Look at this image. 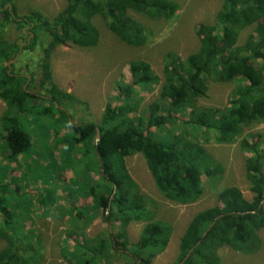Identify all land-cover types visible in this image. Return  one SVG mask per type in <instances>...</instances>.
Listing matches in <instances>:
<instances>
[{"label":"trees","instance_id":"1","mask_svg":"<svg viewBox=\"0 0 264 264\" xmlns=\"http://www.w3.org/2000/svg\"><path fill=\"white\" fill-rule=\"evenodd\" d=\"M21 1L0 0V33L10 26L20 33L19 42L0 36V101L5 105L0 118V140L10 164L17 163L30 148L32 139L19 120L35 108L36 102L49 106L40 114L35 113L41 117L53 114L52 110L60 117L66 113L61 110L63 104H80L53 82L51 58L57 48L96 47L98 32L92 20L99 17L119 42L139 49L146 45L147 38L130 14L169 22L179 11V6L168 0H64L62 11L50 18L39 11L19 16ZM251 27L252 34L238 45L242 31ZM195 34L199 40L197 52L182 60L174 54L166 56L159 99L147 114L138 111L140 99H133L134 88L148 93L146 90L158 86L161 80L153 75L148 64L134 61L129 64L132 85L116 90L120 105L107 106L99 124L73 128L66 124L73 133L70 145H81L85 150L83 157L89 158L84 166L89 184L75 188L80 193L76 197L90 199L92 204L85 208L71 206L67 214L74 222H90L95 214H101L106 225L103 238L97 243L95 239L92 247L90 242H76L73 252L68 253L67 264L102 263L110 252L127 259L129 264H152L167 249L172 226L156 221L150 210L156 208L155 202L142 195L128 175L126 158L142 155L161 196L177 205H190L202 196L201 178L211 180L222 172L197 142V136L206 140L212 133L216 144L231 145L243 136L245 129L264 125V0H223L214 24H200ZM37 49L38 59L27 60L25 74H20L14 61L16 56L34 54ZM12 61L16 63L8 66ZM210 84H236L226 108L197 107L199 101L206 99ZM36 89H41L45 97L33 93ZM184 114L188 116L186 121L177 118ZM178 124L198 132L197 135L169 130ZM96 130L100 140L95 144ZM241 148L248 155L244 168L252 201H245L236 188L218 193L216 206L198 213L189 222L180 239L175 264L182 262L214 219L221 216L183 264H219L217 251L223 247L244 255L258 251L257 234L264 230V135H248L241 139ZM6 187L0 183V193ZM14 223V213L6 199L0 197V240L4 243L0 264L42 263L43 248L35 231ZM133 223L145 224L136 244L127 237V229ZM73 232L75 238L77 232L84 234L77 227ZM79 250L82 254H78Z\"/></svg>","mask_w":264,"mask_h":264},{"label":"rangeland","instance_id":"2","mask_svg":"<svg viewBox=\"0 0 264 264\" xmlns=\"http://www.w3.org/2000/svg\"><path fill=\"white\" fill-rule=\"evenodd\" d=\"M168 1L179 6L178 13L169 22L152 21L140 15L130 14L144 30L147 38V43L142 48H131L119 42L106 29L99 17L92 20V25L98 32L96 47L83 50L65 45L57 48L51 58L53 82L60 90L74 96L80 104H63L61 110H65L66 113L60 117L56 110H52L53 114L41 117L35 113L40 114L49 106L41 101L36 102L35 108L27 111L24 118L19 120L32 141L29 150L17 160V163L7 162L6 151L0 140V183L7 185V190L0 193V197L6 199V205L14 213L15 226L23 227L25 224L28 230L35 231L43 248L44 260L40 264H67L68 253L73 252L76 242L80 245L90 242L92 247L95 244L94 240L96 239L97 243L106 231L101 214H95L94 220L90 222L84 219L74 222L67 214L71 206L83 208L92 206L90 199L83 200L76 197L80 193L75 188H84L89 184V177L84 171L85 162L89 161V158L87 160L83 157L85 150L81 145H70L73 137L72 128L83 124H99L107 106L120 105L116 90L119 86L132 85L129 64L134 61L148 64L153 75L161 80L158 86L146 90L148 93L134 88L137 93L134 91L136 95L133 99L137 97L140 99L138 111L147 114L149 107L159 99L166 56L174 54L182 60L197 52L199 48V40L195 34L197 27L200 24L213 25L223 4V0ZM64 6V0H22L18 4V12L19 16H22L30 11H39L53 18ZM253 28L242 31L238 45L245 42L252 34ZM19 34L13 26H10L9 29L3 30L0 36L6 35L4 38L7 41L19 42ZM39 52L40 50L37 49L34 54L19 53L20 55L18 54L17 59L14 60L17 62V71L24 75V65L29 64L27 60H37ZM235 85L210 84L206 99L199 101L197 107L226 108L236 88ZM40 91L41 89H36L33 93L44 98V93ZM4 112L5 105L0 101V118ZM178 117L183 121L188 118L186 114L177 115ZM66 124L72 128L70 129ZM169 130L179 134L186 131L189 136L198 133L180 124ZM256 133L264 135V125H254L245 129L243 136L231 145L216 144L212 133L207 135L206 140L201 135L197 136V142L221 167L222 172L213 175L211 180L203 176L201 198L196 203L185 206L168 202L161 196L142 155L136 154L125 159L127 173L140 193L155 202L156 208L150 207V210L154 213L156 221L166 222L172 226L167 249L157 256L152 264L177 262L179 242L189 222L198 213L215 207L216 196L222 190L236 188L245 201H252L253 195L249 192L244 168L248 155L242 151L241 139ZM162 136L165 134L162 133ZM93 178L96 179V176ZM71 179L74 180L70 182ZM16 204L20 205L14 206ZM144 225L133 223L128 227L127 237L130 243H137ZM75 227L80 228L84 234L77 232L75 238L73 236ZM257 235L260 241L258 251L244 255L223 247L217 251L219 264H264V230ZM3 246L4 243L0 240V250ZM78 254L82 252L79 250ZM97 263L129 264V261L110 252L108 259Z\"/></svg>","mask_w":264,"mask_h":264},{"label":"water","instance_id":"3","mask_svg":"<svg viewBox=\"0 0 264 264\" xmlns=\"http://www.w3.org/2000/svg\"><path fill=\"white\" fill-rule=\"evenodd\" d=\"M31 37H32V36H30V39H31ZM30 39H28V41H27L26 44L29 43V40H30ZM22 47H23V45H21V48H22ZM16 59H17V56H16L15 60H16ZM12 63H13V61H12V62H9L8 66H10ZM99 140H100L99 131L96 130L95 144L98 143ZM97 161H98V166L100 167V164H99V158H97ZM114 191H115V187L113 188V194H112V197H113V195H114ZM112 197H111V198H112ZM107 212H108V210H107ZM221 217H222V216H221ZM221 217H218V218L214 219V221H213V222L211 223V225L208 227L207 231L201 236V239L196 243V245H195L191 250H189V252L185 255L184 259L182 260V262H181L180 264H183V263L189 258L190 254H191L192 251L195 249V247H197V246L200 244L201 240L204 239V238L206 237V235L208 234V232L212 229V227H213V225L215 224V222H216L218 219H220ZM109 231H110V228H109Z\"/></svg>","mask_w":264,"mask_h":264}]
</instances>
